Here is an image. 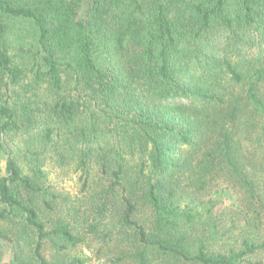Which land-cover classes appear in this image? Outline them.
Wrapping results in <instances>:
<instances>
[{
  "label": "trees",
  "instance_id": "1",
  "mask_svg": "<svg viewBox=\"0 0 264 264\" xmlns=\"http://www.w3.org/2000/svg\"><path fill=\"white\" fill-rule=\"evenodd\" d=\"M0 248L264 264V0H0Z\"/></svg>",
  "mask_w": 264,
  "mask_h": 264
},
{
  "label": "rangeland",
  "instance_id": "2",
  "mask_svg": "<svg viewBox=\"0 0 264 264\" xmlns=\"http://www.w3.org/2000/svg\"><path fill=\"white\" fill-rule=\"evenodd\" d=\"M49 171H50L49 173L50 182H53V184H56L58 186H62L65 189V191L71 194H74L77 191L78 185L76 183L75 177L68 178L64 175L62 171L53 167H49ZM213 198L224 202V204L226 205H230L235 202V198L232 197V195L226 191L219 192L215 195L213 194ZM83 253H86L87 255L91 256V254L85 249L83 250ZM78 254L80 255L81 253ZM107 257L110 258V255ZM91 263L93 264L92 258H91Z\"/></svg>",
  "mask_w": 264,
  "mask_h": 264
}]
</instances>
